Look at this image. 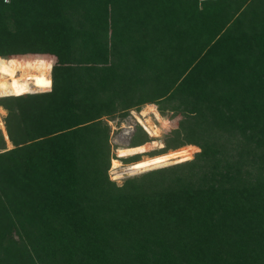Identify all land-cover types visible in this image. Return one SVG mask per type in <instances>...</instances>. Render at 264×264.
I'll list each match as a JSON object with an SVG mask.
<instances>
[{
	"label": "trees",
	"instance_id": "1",
	"mask_svg": "<svg viewBox=\"0 0 264 264\" xmlns=\"http://www.w3.org/2000/svg\"><path fill=\"white\" fill-rule=\"evenodd\" d=\"M0 68V264H264V0H0Z\"/></svg>",
	"mask_w": 264,
	"mask_h": 264
},
{
	"label": "rangeland",
	"instance_id": "2",
	"mask_svg": "<svg viewBox=\"0 0 264 264\" xmlns=\"http://www.w3.org/2000/svg\"><path fill=\"white\" fill-rule=\"evenodd\" d=\"M51 87H52V83H51ZM51 87L49 89H51ZM27 89L31 92V90L29 88H26L25 90H27ZM49 89H47V90H49ZM41 91H45V90H41ZM33 92H39V91H33ZM144 105H142L140 107V109H137L136 107L133 109H130L128 111V113L125 115H121V113L118 112L117 114H114L112 117H109V116L106 117L107 121H109L108 124L110 125V144H111L112 157L117 156V152H116V149L118 148L117 146H122V147L128 146L134 138H137L138 136L140 137V135L141 136L143 135L139 127H141V129L147 134V137L149 139H151L152 137H161L160 140H164L166 135L169 134L173 130V128L176 126L177 119L170 118V116H168L167 113H166V115L161 114L157 105H156V107L158 110L156 108L150 106L148 109L154 111L155 114L157 115V117L159 116V118L161 119L160 121H158L154 117V115H152L153 120L155 122L154 124L158 127L157 128L158 133H156V134L151 133L150 130L146 127V125L143 124L145 115L143 114V112L141 110L144 107ZM2 115H4V114H2ZM3 117L1 116V113H0V118L3 119ZM196 118H197L199 124H201L202 126L211 123V119H208V121L204 120L203 115H201L200 113H198L196 115ZM163 119H167L169 121V124L164 126ZM161 125H162L163 130L160 129ZM4 126H5V123H4ZM2 128H3V124L0 125L1 131H3ZM3 134H4V132H3ZM150 152H152V151H150ZM150 152H148V153H150ZM194 153H193V155H194ZM141 157H142V155L140 156V158ZM152 157H154V156H152ZM175 158H181L182 161H180V162H183V161H186V160H189L190 158H192V155H191V153H182V154L176 155ZM113 159H115V158H113ZM122 161L125 164L130 163L129 159H122ZM146 162H147L146 168L143 171L134 172V173H131V175H130V173L125 174L121 177H116V176H114V174H112V171H111L112 162H111L110 163V169L108 171L109 177H110V179L121 184L127 177L139 175L143 172L148 171L150 168V161H146ZM168 165H171V164H168ZM168 165H166V166H168ZM156 167H157V164L155 161V168ZM160 167H163V166H160ZM152 169H154V168H152ZM114 177H116V179H114Z\"/></svg>",
	"mask_w": 264,
	"mask_h": 264
},
{
	"label": "bare ground",
	"instance_id": "3",
	"mask_svg": "<svg viewBox=\"0 0 264 264\" xmlns=\"http://www.w3.org/2000/svg\"><path fill=\"white\" fill-rule=\"evenodd\" d=\"M13 82V76L11 73L3 68H0V86L5 85L8 86ZM3 124V129L5 128L4 126V121L3 119L0 118V125ZM146 163L145 161H140V162H135L131 164H125L122 160L118 159H113V168H112V174L116 177H121L125 174H131L134 172H140L143 171L146 168Z\"/></svg>",
	"mask_w": 264,
	"mask_h": 264
},
{
	"label": "clouds",
	"instance_id": "4",
	"mask_svg": "<svg viewBox=\"0 0 264 264\" xmlns=\"http://www.w3.org/2000/svg\"><path fill=\"white\" fill-rule=\"evenodd\" d=\"M41 92H43V91H41ZM28 93H35V92H28ZM23 94H25V93H23Z\"/></svg>",
	"mask_w": 264,
	"mask_h": 264
}]
</instances>
